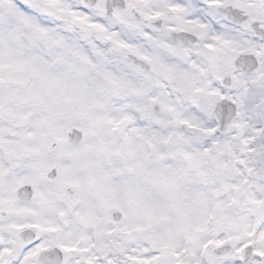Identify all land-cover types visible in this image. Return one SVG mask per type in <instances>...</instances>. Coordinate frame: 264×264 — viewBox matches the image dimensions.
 I'll use <instances>...</instances> for the list:
<instances>
[{"label": "snow or ice", "instance_id": "6c2138e0", "mask_svg": "<svg viewBox=\"0 0 264 264\" xmlns=\"http://www.w3.org/2000/svg\"><path fill=\"white\" fill-rule=\"evenodd\" d=\"M0 264H264V0H0Z\"/></svg>", "mask_w": 264, "mask_h": 264}]
</instances>
